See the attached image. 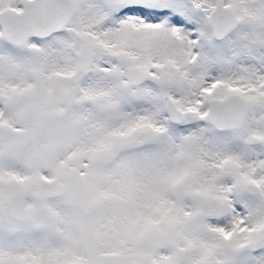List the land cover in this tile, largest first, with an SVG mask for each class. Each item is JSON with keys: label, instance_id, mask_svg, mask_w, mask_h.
I'll use <instances>...</instances> for the list:
<instances>
[{"label": "snow or ice", "instance_id": "obj_1", "mask_svg": "<svg viewBox=\"0 0 264 264\" xmlns=\"http://www.w3.org/2000/svg\"><path fill=\"white\" fill-rule=\"evenodd\" d=\"M0 264H264V0H0Z\"/></svg>", "mask_w": 264, "mask_h": 264}]
</instances>
